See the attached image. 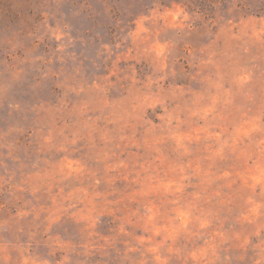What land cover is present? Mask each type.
I'll use <instances>...</instances> for the list:
<instances>
[{
	"label": "rangeland",
	"instance_id": "1",
	"mask_svg": "<svg viewBox=\"0 0 264 264\" xmlns=\"http://www.w3.org/2000/svg\"><path fill=\"white\" fill-rule=\"evenodd\" d=\"M0 264H264V0H0Z\"/></svg>",
	"mask_w": 264,
	"mask_h": 264
}]
</instances>
